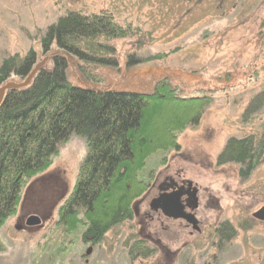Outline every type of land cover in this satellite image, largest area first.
I'll use <instances>...</instances> for the list:
<instances>
[{
	"label": "rangeland",
	"instance_id": "374dc122",
	"mask_svg": "<svg viewBox=\"0 0 264 264\" xmlns=\"http://www.w3.org/2000/svg\"><path fill=\"white\" fill-rule=\"evenodd\" d=\"M68 12L106 15L127 33L109 42L117 68L68 58L71 84L148 94L165 81L176 96L210 99L196 126L175 137L178 149L153 154L140 174L157 188L171 173L167 165L181 170L197 188L196 230L160 239L146 218L154 190L134 200L133 219L99 244L85 243L81 228L74 234L56 227L86 154L84 140L71 136L51 165L27 180L16 213L0 228V264H264V218L256 216L264 209V162L247 178L239 177L238 166L216 162L229 138L264 134V105L242 118L264 90V0H0V61L33 50L37 63L47 58L44 68L51 69L50 58L59 52L44 55L40 39ZM131 56L141 63L126 67ZM82 67L93 81L82 77ZM35 216L38 223L26 226ZM224 222L234 237L219 247L215 230ZM137 240H146L153 253L133 258L128 249Z\"/></svg>",
	"mask_w": 264,
	"mask_h": 264
},
{
	"label": "trees",
	"instance_id": "16d2710c",
	"mask_svg": "<svg viewBox=\"0 0 264 264\" xmlns=\"http://www.w3.org/2000/svg\"><path fill=\"white\" fill-rule=\"evenodd\" d=\"M126 34L111 17L79 12H68L45 30L41 52L46 55L53 48L59 52L50 58L51 69L43 66L27 87L8 91L0 103V228L16 213L27 180L43 173L59 147L77 136L84 140L86 154L71 193L59 206L56 227L74 234L81 228L85 243L99 244L112 228L133 219L132 202L150 184L140 176L146 160L160 151L177 150V134L196 126L211 104L207 97L176 96L165 81L148 94L69 82L68 58L85 66L117 68L109 42ZM0 62L1 87L11 77L24 80L37 64V54L29 50L23 57ZM140 63L131 56L125 66ZM81 73L93 81L85 68ZM263 105L264 90L250 100L243 120ZM223 146L217 164L238 166L241 178L264 162V134L231 137ZM215 233L219 247L234 237L226 222ZM128 252L133 258H147L153 249L137 240Z\"/></svg>",
	"mask_w": 264,
	"mask_h": 264
},
{
	"label": "flooded vegetation",
	"instance_id": "af4514ba",
	"mask_svg": "<svg viewBox=\"0 0 264 264\" xmlns=\"http://www.w3.org/2000/svg\"><path fill=\"white\" fill-rule=\"evenodd\" d=\"M167 166L166 172L171 171V173L165 176L157 188L155 181L151 182L146 191L148 193L155 191L146 218L156 227L157 236L164 241L178 240L185 234L192 236L194 229L196 230L191 210L197 204V188H193L191 181L182 177L181 170L172 171L169 170L171 166ZM28 220L29 218L25 221L26 226ZM144 242L148 244L146 240Z\"/></svg>",
	"mask_w": 264,
	"mask_h": 264
},
{
	"label": "water",
	"instance_id": "95a60500",
	"mask_svg": "<svg viewBox=\"0 0 264 264\" xmlns=\"http://www.w3.org/2000/svg\"><path fill=\"white\" fill-rule=\"evenodd\" d=\"M48 59L47 58H44L42 59L41 62L37 63L34 68L32 70H30L31 72L29 73V75L24 79L22 80L21 82L19 83H15V82H7L5 83L4 85H2L0 87V103H2L3 99H4V96L5 94L10 91V90H18V89H22V88H25L29 85L30 81L34 78V76L40 72V69L43 68V66L45 65L46 61ZM1 105V104H0ZM256 216H258V218H261L263 219L264 218V209L260 210ZM35 223H38V219L35 218V217H31L29 218V220L27 221V225H33Z\"/></svg>",
	"mask_w": 264,
	"mask_h": 264
}]
</instances>
